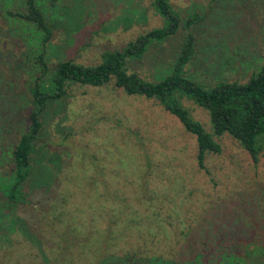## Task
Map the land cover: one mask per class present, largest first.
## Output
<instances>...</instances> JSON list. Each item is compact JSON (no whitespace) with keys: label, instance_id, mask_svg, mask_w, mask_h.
I'll return each mask as SVG.
<instances>
[{"label":"rangeland","instance_id":"obj_1","mask_svg":"<svg viewBox=\"0 0 264 264\" xmlns=\"http://www.w3.org/2000/svg\"><path fill=\"white\" fill-rule=\"evenodd\" d=\"M152 1L35 0L52 30L43 73L34 59L43 32L8 13L25 12V1L0 0V190L16 177L9 175L12 150L28 131L34 85L46 86L61 60L96 66L103 52L164 26ZM168 1L182 18L204 17L191 28L195 49L184 78L210 87L259 70L264 0ZM184 38L179 29L153 41L141 59L126 61L127 72L159 82L171 74ZM182 103L210 132L209 112ZM40 123L27 201L0 222L18 231L0 239V264H94L97 253L104 262L119 249L166 264H264V147L254 162L229 134L214 136L220 151L206 153L201 168L196 137L179 118L112 77L98 87L71 85L46 103Z\"/></svg>","mask_w":264,"mask_h":264},{"label":"trees","instance_id":"obj_2","mask_svg":"<svg viewBox=\"0 0 264 264\" xmlns=\"http://www.w3.org/2000/svg\"><path fill=\"white\" fill-rule=\"evenodd\" d=\"M24 1L25 12L9 11L8 13L33 23L38 30L43 32L42 49L34 55V59L43 67V73H46L49 67L44 59V47L51 40L52 30L45 14L36 6L35 0ZM152 4L164 19V26L137 36L120 50L103 52L102 60L96 66H84L72 60H61L54 65L52 70L50 69L51 76L48 77L46 86H39L37 83L34 85L31 90L33 108L29 115L28 131L20 137L12 150L13 166L9 175L16 177L13 183L0 190V222H3L4 216L12 215L16 206L27 201L23 190L32 169L33 143L41 128V112L50 99L64 96L68 88L74 84L98 87L107 84L112 77L114 85L122 88L126 93L156 99L165 110L179 118L186 131L195 135L198 144L197 162L201 168L204 166L206 153L220 151V145L214 136H221L225 133L236 139L254 162L258 160L259 152L264 147V62L258 71L253 72L243 82L220 81L213 86L204 87L200 83L184 78L186 63L192 58L195 49L196 39L191 28L203 21L204 17L194 13L182 18L168 0H153ZM179 29L185 31V40L173 64L171 74L159 82L152 83L142 78L137 72H127L126 61L128 59H141L153 41L173 35ZM183 98L191 100L209 112L210 132L206 131L199 121L191 117L182 103ZM1 193H4L6 198ZM17 232H11V228L0 225V239H6L2 242L12 239ZM84 235L85 231H81L78 234L79 240ZM119 251V255L112 254L104 262L99 260L100 254L97 253L93 263L108 264L111 259H121L124 264H166L165 260L157 256L134 253L130 256L127 250L119 249ZM24 253L27 255L28 252ZM31 253L35 260L39 258L34 252L31 251ZM105 253H107L105 256L109 255V247H106ZM19 256V258L24 257ZM1 263L10 264L5 260H1Z\"/></svg>","mask_w":264,"mask_h":264}]
</instances>
